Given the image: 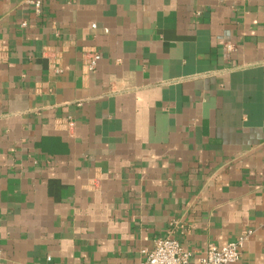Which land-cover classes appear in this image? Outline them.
Segmentation results:
<instances>
[{
  "label": "crops",
  "instance_id": "1",
  "mask_svg": "<svg viewBox=\"0 0 264 264\" xmlns=\"http://www.w3.org/2000/svg\"><path fill=\"white\" fill-rule=\"evenodd\" d=\"M36 1L0 0V264H264V0Z\"/></svg>",
  "mask_w": 264,
  "mask_h": 264
},
{
  "label": "built area",
  "instance_id": "2",
  "mask_svg": "<svg viewBox=\"0 0 264 264\" xmlns=\"http://www.w3.org/2000/svg\"><path fill=\"white\" fill-rule=\"evenodd\" d=\"M40 5V1H36ZM89 68L96 66L99 53L89 51ZM252 234V230L245 231L236 240L225 245L211 243L205 253L195 262H191V253L183 248L178 239L168 235L157 238L151 249H144V258L139 264H229L240 259L245 241Z\"/></svg>",
  "mask_w": 264,
  "mask_h": 264
}]
</instances>
